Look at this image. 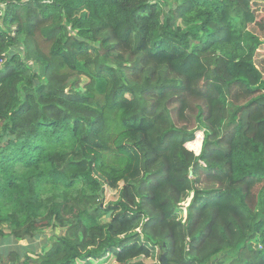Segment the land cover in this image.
Segmentation results:
<instances>
[{
	"label": "trees",
	"instance_id": "obj_1",
	"mask_svg": "<svg viewBox=\"0 0 264 264\" xmlns=\"http://www.w3.org/2000/svg\"><path fill=\"white\" fill-rule=\"evenodd\" d=\"M253 1L0 0V264H264Z\"/></svg>",
	"mask_w": 264,
	"mask_h": 264
},
{
	"label": "rangeland",
	"instance_id": "obj_2",
	"mask_svg": "<svg viewBox=\"0 0 264 264\" xmlns=\"http://www.w3.org/2000/svg\"><path fill=\"white\" fill-rule=\"evenodd\" d=\"M252 10L255 14V18H256V23L252 24L249 26V28L251 30H253L258 36L259 38L262 40V44L260 45V47L257 50V54L255 56V65L256 67L260 70L263 79H264V1L262 0H254L252 2ZM262 25V28H260L259 25ZM15 51H20L21 47L20 46H16L14 48ZM88 82V79L86 77H82V81H81V88H83V86ZM201 140H202V133L200 131L196 132L195 135V139L191 142H188L186 144V147L192 151L195 152V154L199 153L200 150V145H201ZM124 183L123 182H118V183H108L106 185L105 188V202L108 201H114L118 198L119 193L121 191V188L123 187ZM184 213L182 212V214H180V217L183 218ZM105 222H109L110 219L109 218H104ZM48 231V230H47ZM57 233H61V230H57ZM43 241H46L44 238L40 237L39 240H37L35 243H29L28 241H19V245L22 247L27 246L28 244H30L32 247H34L35 249L38 250V252L40 251V247ZM49 244V243H48ZM47 244V245H48ZM49 246V245H48ZM14 245L10 244L9 246H5L4 250L8 251L7 249L9 248H13ZM155 260V259H153ZM226 262V261H225ZM224 263V262H223ZM113 264H116L115 262Z\"/></svg>",
	"mask_w": 264,
	"mask_h": 264
},
{
	"label": "water",
	"instance_id": "obj_3",
	"mask_svg": "<svg viewBox=\"0 0 264 264\" xmlns=\"http://www.w3.org/2000/svg\"><path fill=\"white\" fill-rule=\"evenodd\" d=\"M160 261L162 264H169L165 254H162L161 257H160Z\"/></svg>",
	"mask_w": 264,
	"mask_h": 264
},
{
	"label": "built area",
	"instance_id": "obj_4",
	"mask_svg": "<svg viewBox=\"0 0 264 264\" xmlns=\"http://www.w3.org/2000/svg\"><path fill=\"white\" fill-rule=\"evenodd\" d=\"M4 14V5L0 4V15Z\"/></svg>",
	"mask_w": 264,
	"mask_h": 264
}]
</instances>
